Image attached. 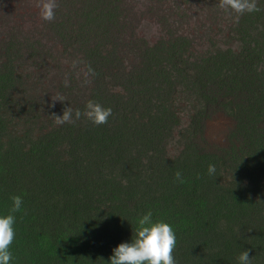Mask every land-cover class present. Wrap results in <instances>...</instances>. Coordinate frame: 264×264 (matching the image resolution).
Masks as SVG:
<instances>
[{"label": "rangeland", "instance_id": "obj_1", "mask_svg": "<svg viewBox=\"0 0 264 264\" xmlns=\"http://www.w3.org/2000/svg\"><path fill=\"white\" fill-rule=\"evenodd\" d=\"M37 2L0 0V70L11 69L14 80L0 99V117L13 121L19 134L32 129L34 137L52 140V159L68 171L70 142L81 134L76 151L85 142L94 148V136L83 135L94 125L83 115L56 125L51 115L66 107L83 113L89 100L112 109L103 127L120 144L117 153L123 150L120 165L110 167L109 157L86 161L85 152L77 165L93 202L81 214L90 219L82 221L86 229L95 228L101 242L109 235L127 243L150 211L154 223L175 232L176 264H239L243 251L251 264H264V171L249 151L238 152L239 140L233 146L234 122L215 101L229 59L246 48L264 49V0H257L261 11L238 22L220 0H57L51 22L41 20ZM89 66L94 76L85 75ZM259 68L264 71V62ZM140 93L151 103H140ZM57 94L64 101L49 108ZM144 124L153 131L162 127L153 145L137 134ZM192 148L209 156L196 160ZM200 166L207 172L202 186L195 184ZM178 171L183 183L175 178ZM68 179L77 182L70 174ZM24 183L16 194L32 190ZM35 207L32 215L51 222L46 207ZM66 224L58 226L64 236ZM52 228L45 227L44 235Z\"/></svg>", "mask_w": 264, "mask_h": 264}, {"label": "trees", "instance_id": "obj_2", "mask_svg": "<svg viewBox=\"0 0 264 264\" xmlns=\"http://www.w3.org/2000/svg\"><path fill=\"white\" fill-rule=\"evenodd\" d=\"M262 62H264V49L240 50L236 56L229 59L227 74L223 76L220 86L223 88L220 96L215 99L216 102L218 99L219 106L223 105L228 110L234 122L231 131L233 146L236 144L235 141L239 140L242 144L238 152L249 151L254 156V162L261 164L259 171H264V71L260 68L258 70V65L260 67ZM4 67L0 70V99L8 96L11 82L14 81L12 70L8 68L5 70ZM144 84L148 86L150 80L144 81L142 85ZM201 88L204 89L205 86ZM147 96H149L147 93L141 94L139 102L146 104L149 100ZM149 102L151 103L150 100ZM104 107L109 108V106ZM157 120L159 121L160 118L157 117ZM12 123L10 119L0 117V217L10 214L11 197L20 196L23 200L21 210L14 213L16 235L10 246L12 252L10 264H109L113 250L124 242L122 239H111L109 235H106L101 242L95 228L89 231L86 229L89 224L82 221L90 219L88 216L84 218L81 214L89 211L93 202L85 195L86 181L83 182L78 177L77 165L78 162L83 161V152L86 161L89 157L98 163L102 158L109 157L110 167L120 165L119 154L123 150L121 148L119 154L117 153L119 148L116 151L117 145L120 144L115 145V140L111 136L108 134L105 136L107 130L104 125H94L83 134L94 136L91 139L96 142L94 148H87L88 144L84 141L85 144L80 145L76 151L78 143H82L79 139L81 134L78 139L75 137L74 141L70 142L72 150L65 163L68 167L67 171L62 166V161L52 159L55 156L50 152L52 140L47 139L45 135L34 137L32 129L19 134ZM144 125L143 130L137 134L142 142L153 145V137L161 125H156L154 131L152 125ZM145 127L151 130H146ZM115 130H118L116 126L113 135ZM67 133L69 131L65 129L64 134ZM162 133L161 127L159 134ZM145 145L142 143V146ZM237 148L233 147L231 152ZM192 149L196 160L201 156H209L198 152L196 148ZM242 153H239L240 157ZM151 155L155 154L151 153ZM229 155L230 158L233 156ZM89 159L88 164L91 162ZM196 168L198 179L195 184L202 186L207 172L202 166ZM67 172L77 182L69 183ZM22 182H25L24 185L28 190H32L25 195H21L22 191L16 194L15 189L20 187ZM35 204L47 208L51 222L40 214L32 215V211L38 209ZM109 211L113 216L119 217L113 210ZM135 214L132 216L133 220ZM64 220H67L65 228L67 227L69 232L66 236H64L66 230L62 232L58 227ZM124 223L126 222L122 220L121 224ZM47 226L53 227L51 235L48 236L44 235L43 231ZM91 239H94L93 243H90Z\"/></svg>", "mask_w": 264, "mask_h": 264}, {"label": "clouds", "instance_id": "obj_3", "mask_svg": "<svg viewBox=\"0 0 264 264\" xmlns=\"http://www.w3.org/2000/svg\"><path fill=\"white\" fill-rule=\"evenodd\" d=\"M36 7L39 10L41 20L51 22L55 19V10L58 7L57 0H38ZM219 7L226 13L235 14V21L245 13L259 12L262 9L257 6V0H220ZM75 65V62H74ZM86 76H94V70L89 66ZM90 81L86 80L85 83ZM67 86V81H65ZM52 103L49 108L55 107L56 102H63L64 97L57 94L51 98ZM84 116L93 125L99 126L106 124L112 115L111 108H105L100 104L89 100L82 113L79 109L75 111L71 107L63 109V114L51 115L56 125L74 123ZM208 174H215V166H208ZM175 178L183 183L181 173H175ZM12 207L10 214L0 217V264H10L12 252L10 246L15 239V215L21 210L23 200L20 196L11 197ZM176 247V235L173 228L163 222H153L152 213L149 211L138 219L135 235L131 241L119 244L109 258V264H176L173 251ZM239 264H251L249 252L243 251L238 258Z\"/></svg>", "mask_w": 264, "mask_h": 264}]
</instances>
